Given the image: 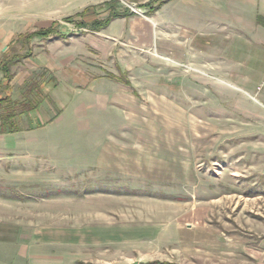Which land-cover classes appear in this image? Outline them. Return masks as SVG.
I'll use <instances>...</instances> for the list:
<instances>
[{"label": "rangeland", "instance_id": "374dc122", "mask_svg": "<svg viewBox=\"0 0 264 264\" xmlns=\"http://www.w3.org/2000/svg\"><path fill=\"white\" fill-rule=\"evenodd\" d=\"M162 2L0 0L12 96L37 83L47 97L0 134V264L19 251L264 264V50L209 44L186 62L97 45V23Z\"/></svg>", "mask_w": 264, "mask_h": 264}, {"label": "crops", "instance_id": "0c3cea01", "mask_svg": "<svg viewBox=\"0 0 264 264\" xmlns=\"http://www.w3.org/2000/svg\"><path fill=\"white\" fill-rule=\"evenodd\" d=\"M264 0H170L150 16H131L114 19L100 31L104 52L122 51L121 44L140 50H156L170 58L186 62L203 57L206 45L213 52L232 47L230 43L256 45L264 50ZM234 47V46H233ZM44 251H19L22 264H113L97 259H108L106 254H42ZM18 253V254H19ZM118 264L170 262L149 260L137 262L136 255ZM96 261H95V260ZM178 264V263H176Z\"/></svg>", "mask_w": 264, "mask_h": 264}, {"label": "trees", "instance_id": "16d2710c", "mask_svg": "<svg viewBox=\"0 0 264 264\" xmlns=\"http://www.w3.org/2000/svg\"><path fill=\"white\" fill-rule=\"evenodd\" d=\"M170 0H164L162 4L167 3ZM133 13L117 14L115 13L106 23H97L94 29L100 30L105 28L112 20L118 17H130ZM52 30H46L37 33L41 36L50 35ZM0 71L5 75L4 81L0 82V91L3 92L0 95V134H15L22 131L19 123V118L22 116H28L33 114L44 100L47 99L42 92V88L39 84H34L30 89V86L26 87V92H24L22 99H14L12 96L11 80L12 76L8 65L0 66ZM34 94V95H33ZM84 264V263H81ZM141 264H175L170 262H147Z\"/></svg>", "mask_w": 264, "mask_h": 264}]
</instances>
